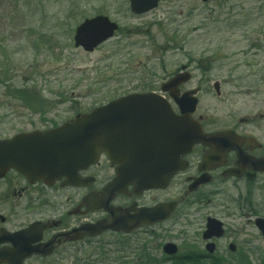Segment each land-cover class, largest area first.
I'll use <instances>...</instances> for the list:
<instances>
[{
    "label": "rangeland",
    "instance_id": "rangeland-1",
    "mask_svg": "<svg viewBox=\"0 0 264 264\" xmlns=\"http://www.w3.org/2000/svg\"><path fill=\"white\" fill-rule=\"evenodd\" d=\"M162 1L160 8L136 17L128 0H0V139L61 125L74 118L72 113L93 110L119 94L159 91L163 82L188 66L192 80L182 91L202 87L197 113L223 119L261 110L264 0ZM98 15L133 33H119L93 53L75 48L76 28ZM231 29L234 36L227 32ZM216 82L221 97L213 89ZM33 95L43 100L44 111L26 104ZM260 183L216 182L207 189L201 208L193 202L181 208L177 225L166 224L135 241L106 234L90 242L83 254L42 264H87L100 258L103 247L110 264H147L150 255L154 264H174L162 260L164 240L183 244L179 257L184 248H198L202 225L184 222L200 220L205 225L207 216L228 227L217 257L236 264L240 256H232L227 248L234 243L248 259L246 264H264V236L255 224L256 215L264 218V181ZM247 196L252 206L246 205ZM164 230L171 233L164 235Z\"/></svg>",
    "mask_w": 264,
    "mask_h": 264
},
{
    "label": "flooded vegetation",
    "instance_id": "flooded-vegetation-1",
    "mask_svg": "<svg viewBox=\"0 0 264 264\" xmlns=\"http://www.w3.org/2000/svg\"><path fill=\"white\" fill-rule=\"evenodd\" d=\"M162 3L161 0L158 8ZM116 23L119 25L116 36L119 33L125 36L133 33L131 29L123 31L121 25ZM162 27L164 37V21ZM227 32L230 36L235 35L233 29ZM206 67L207 62L204 68ZM183 86L180 88L181 92ZM196 89L202 91V87ZM186 91L189 90L183 92ZM138 92L119 94L116 99ZM146 92L168 98V95H164L160 90L139 93ZM173 111L177 116L181 115L176 107H173ZM90 112L92 110L72 113L74 118L63 124H72L77 117ZM193 120L201 125L203 134L209 138L208 142L196 144L191 152L181 158L185 165L184 169L172 177L170 185L165 189L162 186L140 191L135 190L134 185L124 187L123 184L131 171L137 174L139 167L152 170V174L157 177L164 174V118L161 116L150 120L151 125L145 134V141L144 133L139 129L134 133L116 132L117 140L113 143L115 161L109 157L111 153L105 150L100 153L96 163L72 170L68 175L54 180L47 175L30 176L16 168H10L0 178V264H42L73 257L78 253H85L90 242L106 234L129 237L133 241L142 240L140 236L146 235V232L153 233L166 224L177 225L182 216L180 213L182 207L193 202L197 208H201L206 199L207 189L216 182L262 185L260 182L264 181V103L258 112L248 111L242 116L227 114L223 119L216 114H200L196 111ZM63 124L20 133L45 132L57 129ZM131 139L136 143L129 146ZM111 143L112 141L107 142L106 145L110 147ZM201 178L209 179L210 183L201 184L192 191L194 184ZM118 181H120L118 190L113 193L107 192L110 185ZM251 199L249 196L246 197V205L252 206ZM206 203L211 202L208 200ZM170 204H175L176 209L169 219L164 221V206ZM126 211L129 216L145 213L149 219L155 221L149 225H142L130 234L107 231L98 237L90 235L91 225L104 221L110 224L113 217L111 212L118 217L124 215ZM197 213H200V210ZM211 217L215 218L205 217L203 221L205 225L200 220L184 222L195 227L202 225V228L198 229L201 232V245L198 248H184L185 253L179 257L183 244L178 247L175 241L164 240L162 260L174 264H201L205 262L203 260L209 259L213 260L211 264H226L224 259L217 255L222 251L223 240L228 237L227 225L224 223L223 238L204 240L208 219ZM256 217L264 219L258 215ZM168 233L171 232L164 230V235ZM183 235L184 232H181V238ZM155 236L158 237L157 234ZM209 242L216 246L214 254L208 252ZM168 244L176 245L177 255L169 256L166 253L165 246ZM229 245L227 248L232 256L246 258L243 254L239 255L241 249L238 244H234L235 252H231ZM145 260L147 264L156 261L151 255Z\"/></svg>",
    "mask_w": 264,
    "mask_h": 264
},
{
    "label": "water",
    "instance_id": "water-1",
    "mask_svg": "<svg viewBox=\"0 0 264 264\" xmlns=\"http://www.w3.org/2000/svg\"><path fill=\"white\" fill-rule=\"evenodd\" d=\"M159 1L130 0L131 10L135 14H144L156 8ZM202 1L206 3L209 0ZM117 30L118 25L111 22L108 17L97 16L88 19L75 31V47L92 53L99 45L112 38ZM190 79L191 75L184 72L162 85V91L170 93L178 105L181 117L172 112L168 100L154 93L134 94L96 108L91 114L79 116L74 123L65 124L58 129L23 133L8 140H0V178L10 168H16L30 176L47 175L52 180L68 175L72 170L96 163L102 151L113 150V143L117 140L116 132L134 133L139 129L144 133L145 141L151 118L160 115L164 118V174L157 177L152 174V170L139 167L137 174L131 171L123 184L124 187L134 185L135 190L168 187L173 175L185 167L181 162L182 156L190 152L195 144L208 141L203 136L201 126L192 118L197 109L198 99L195 95L199 90L186 92L182 96L179 92V86ZM214 88L217 94L221 95L220 84H215ZM111 141L108 147L106 143ZM133 143L136 142L131 139L129 146ZM109 157L115 160L112 155ZM119 182L112 183L107 192L113 193L118 190ZM209 182L210 180L202 178L192 189ZM174 210V204L164 206L163 219H168ZM111 213L113 217L110 224L104 221L90 226L91 236H99L109 230L128 234L144 224L155 221L149 219L145 213L129 216L126 211L124 215L118 217ZM256 225L264 235V220L258 219ZM207 228L205 240L221 238L224 235L223 224L216 219H209ZM208 250L213 253L215 246L210 244ZM231 250L235 251L234 246H231ZM165 251L169 255H175L177 248L169 244Z\"/></svg>",
    "mask_w": 264,
    "mask_h": 264
},
{
    "label": "trees",
    "instance_id": "trees-1",
    "mask_svg": "<svg viewBox=\"0 0 264 264\" xmlns=\"http://www.w3.org/2000/svg\"><path fill=\"white\" fill-rule=\"evenodd\" d=\"M24 100V99H22ZM26 104H28L29 106H31L33 108L34 111H44L45 108V104L43 103V100L39 99L37 96L33 95V97H28L25 100ZM109 253H107L104 249V247L102 248V251L100 252L99 255V259L95 260H90L88 261L87 264H110V261L108 260ZM104 257V258H103Z\"/></svg>",
    "mask_w": 264,
    "mask_h": 264
}]
</instances>
